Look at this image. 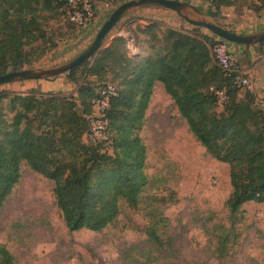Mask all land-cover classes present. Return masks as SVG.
<instances>
[{
  "label": "trees",
  "instance_id": "1",
  "mask_svg": "<svg viewBox=\"0 0 264 264\" xmlns=\"http://www.w3.org/2000/svg\"><path fill=\"white\" fill-rule=\"evenodd\" d=\"M243 2L251 11H264V0H208L203 13L217 19L224 9ZM63 5L61 0H0V76L35 67L55 47V37L48 36L51 17L68 22L70 37L78 34L81 27L69 21ZM201 29L140 26L137 31L145 36L148 51L138 54L128 48L129 42L139 45L138 35L135 41L116 37L95 59L66 73L67 84L79 86L72 96L38 91L1 95L0 210L20 183L23 165L54 182L55 203L70 232H102L118 221L123 206L139 209L151 182L141 132L157 83L207 154L229 166L232 192L226 207L232 227L246 204H264V102L260 105L252 92L241 96L213 58L219 38ZM108 85L117 95L107 110L106 140L97 143L89 138L90 119ZM147 215L159 224L166 221L157 208ZM147 236L161 243L153 226ZM228 237H218L220 258L228 253ZM0 264H18L3 246Z\"/></svg>",
  "mask_w": 264,
  "mask_h": 264
},
{
  "label": "rangeland",
  "instance_id": "2",
  "mask_svg": "<svg viewBox=\"0 0 264 264\" xmlns=\"http://www.w3.org/2000/svg\"><path fill=\"white\" fill-rule=\"evenodd\" d=\"M128 1L132 0H123L117 8ZM247 3L224 9L220 18H206L237 33L247 16L264 17V11H251ZM92 4L93 20L87 27L77 28L78 34L71 37L73 32L67 21L57 16L49 19L48 36L55 37L56 45L31 69L65 64L87 49L115 10L107 8L103 0H94ZM190 4L202 12L209 7L208 0H190ZM151 23H158L163 30L184 32L195 27L171 10L140 8L129 12L113 28L104 48L119 36L135 41L136 34L139 45L133 46L135 51L130 54L148 51L146 38L137 28ZM200 31L213 36L207 29ZM229 46L236 54L238 45L229 43ZM60 78L68 85L64 74L0 86V96L28 90L75 95L79 86L64 91ZM250 89L240 93L241 96L252 92ZM263 102L264 99H259L260 105ZM4 111L0 105V113ZM141 137L147 147L145 172L151 182L139 209L123 206L118 221L102 232H70L55 203L54 182L23 165L20 183L0 210V246L6 247L18 264H264V205H246L232 227L226 207L232 192L229 167L207 154L162 87L155 88ZM154 198L165 202H153ZM150 208L161 210L166 221L159 224L150 219L147 215ZM150 226L158 231L160 244L147 236ZM222 235L229 236L224 258L216 253L218 237Z\"/></svg>",
  "mask_w": 264,
  "mask_h": 264
},
{
  "label": "water",
  "instance_id": "3",
  "mask_svg": "<svg viewBox=\"0 0 264 264\" xmlns=\"http://www.w3.org/2000/svg\"><path fill=\"white\" fill-rule=\"evenodd\" d=\"M146 7H160L176 12L183 20L187 21L191 25L207 29L219 39L231 44L245 46L246 49L264 42V30L247 35L232 33L220 27L215 22L208 20L206 18V15L198 8L182 1L132 0L120 5L112 12L109 18L102 25L93 42L87 47L86 50H84L74 59L65 64L55 67L45 69H27L21 72H14L4 76H0V86L16 82L46 80L58 77L68 73L70 70L82 64L83 62L95 59L98 54L104 49V41L113 30V28L129 12ZM194 16L198 17L199 19H194Z\"/></svg>",
  "mask_w": 264,
  "mask_h": 264
},
{
  "label": "built area",
  "instance_id": "4",
  "mask_svg": "<svg viewBox=\"0 0 264 264\" xmlns=\"http://www.w3.org/2000/svg\"><path fill=\"white\" fill-rule=\"evenodd\" d=\"M94 0H61L64 4L61 11L65 10L67 18L73 24L85 28L87 27L95 16ZM107 8L116 9L123 0H103ZM133 43L129 42V49L134 52ZM131 47V48H130ZM212 55L221 68L224 74L234 80L235 84L242 93L249 90L251 83L248 75L245 72L243 65L239 62L238 56L230 49L229 43L221 39L213 45ZM117 95V90L114 86L108 85L102 92L101 99L95 103L94 113L90 119V135L89 138L93 142H102L106 140L108 118L107 110L110 107V100ZM223 97V94H221ZM109 143H106L108 147Z\"/></svg>",
  "mask_w": 264,
  "mask_h": 264
},
{
  "label": "crops",
  "instance_id": "5",
  "mask_svg": "<svg viewBox=\"0 0 264 264\" xmlns=\"http://www.w3.org/2000/svg\"><path fill=\"white\" fill-rule=\"evenodd\" d=\"M262 30H264V17L257 18L253 15H249L246 19L243 20V23L239 25L237 33L247 35L257 33ZM235 52L239 60L242 62L245 72L251 78L252 87L250 90L257 95L258 99H264V45L258 44L255 46H251L249 49H246L245 46L238 45L235 48ZM60 80L63 89H65L64 91H70L72 89V86H70L69 84L65 85V82L62 78H60ZM44 82L48 84L52 83V81ZM158 86L164 89L161 83H157L156 87ZM28 91H21L18 93L28 94ZM246 205L263 206L264 204H257L251 202Z\"/></svg>",
  "mask_w": 264,
  "mask_h": 264
}]
</instances>
